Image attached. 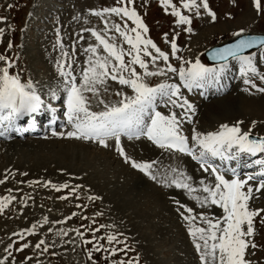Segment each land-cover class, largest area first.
Returning a JSON list of instances; mask_svg holds the SVG:
<instances>
[{"label": "rangeland", "instance_id": "374dc122", "mask_svg": "<svg viewBox=\"0 0 264 264\" xmlns=\"http://www.w3.org/2000/svg\"><path fill=\"white\" fill-rule=\"evenodd\" d=\"M173 3L181 8L183 14L192 16L191 33L184 31L186 25L176 23L177 18L171 14V6L165 11L160 0H135L134 3L148 26L146 36L163 51L170 52L168 41L175 37L182 52L180 55L184 54L187 59L200 56L207 63L205 52L234 39L233 33L241 28L245 29V33L264 34V12H257L254 0H208L209 7L217 14L215 20L203 9L200 15H196L184 9L180 0H173ZM9 4L13 6L8 7ZM110 6H115V0H0V17L5 18L0 20V28L4 29V36L0 39V55L13 61L11 72H18L21 79L25 75L41 85L45 101L54 103L46 98L47 89L59 79L56 61L61 57L62 48L70 53V59L76 61L74 67L78 74L79 69L86 66L88 57L85 49L89 44L97 43L90 32L82 29L95 28L99 31L105 27L104 20L93 15L90 10ZM110 20L121 23L120 18L115 15ZM129 27L132 25L129 24ZM176 33H179L178 37ZM81 35L83 40L79 39ZM108 35L115 36L117 43H120L118 33L112 31ZM9 43L11 47L8 46ZM198 44L203 45L201 50L197 49ZM123 46L129 47L126 43ZM172 62L178 63L174 57ZM262 63L263 61L260 62V70L264 71ZM3 66L4 62L0 61V67ZM160 66L163 67V64ZM136 67L138 71H142L138 65ZM237 68L234 67L225 76L234 83V88L232 86L224 95L235 99L231 104L227 101L224 107H211L209 104L220 97L210 98L207 92L201 94L198 89L191 92L186 90L189 101L196 106L193 123L184 127L186 135L193 127L204 132L198 127L204 123L214 124L215 122L211 123L213 120L211 121L209 115L217 117L215 113L218 112L222 118L216 120L217 123L224 120L222 123L231 125L238 118L237 121L244 122L242 126L245 131H251V135L260 138L264 137V93L256 89L246 91L247 86L240 79ZM233 71L238 77L236 73L233 75ZM150 79L159 82L163 77ZM107 84V96L113 101L118 99L113 95L115 91L130 92V89L120 86L118 82L109 80ZM257 84L261 82L257 80ZM211 92L213 95L216 89ZM244 95L257 100V112L243 110L244 104L239 100ZM58 105L60 107L62 104ZM209 109L215 112H209ZM63 111L64 108H61V113ZM61 121L63 124L57 131H67L64 126L66 117L61 115ZM253 121L256 122L254 126ZM66 138L62 137L60 140L46 133L42 136L15 139L13 142L0 139V180L8 177L4 183H0V197H16L0 212V259L6 255L4 250L7 245L14 244L13 249H9L12 255L5 264H93L87 255L92 245H84L76 230L84 232L85 237L90 239L92 233L87 228L97 227L99 224L114 225V230L122 232L128 238L127 243L133 251L128 252L126 259L139 254V264H201L192 237L188 233V222L177 211L179 205L176 201L193 208V214L196 215L205 210L201 209L193 196L202 193L197 191L189 194L184 189L166 187L131 168L114 149H105L94 142ZM122 142L133 158L158 161L157 166L161 172L170 167L185 170L193 178L194 187L199 185L201 179L206 182L211 180V176L202 174L187 158L181 157L177 164L167 162L169 157L165 154L166 150L148 146L150 144L147 141V145L145 139L141 142L140 139L127 141L123 138ZM70 143L73 147L71 150L76 153L73 159L65 153V146ZM258 155L261 154H255ZM256 160L255 158L254 161ZM250 167L255 168L247 166L239 170L241 178L247 175L245 172L248 169H252ZM226 175L231 176L228 173ZM34 181L38 183H32ZM47 181L56 185L67 183L69 187L57 191L51 185L45 186ZM258 182L255 179L249 183L255 189ZM76 186H79L77 192L70 195L71 189ZM64 196L67 198L60 199ZM89 196H99L101 199L90 201ZM249 206L253 209H264V189L259 193L253 192ZM97 212H102L103 215L96 216ZM72 213L77 215L73 216ZM206 214L220 216L222 209L213 206L206 210ZM45 217L47 222L44 221ZM93 220L97 224H93ZM195 223L203 226L199 219ZM34 224L36 228L31 234L25 231ZM254 227L253 239L258 247L254 250V255L246 258L253 264H264V223H261L260 217L255 218ZM50 228L52 231H49ZM105 231L101 229L96 235L102 236ZM61 232L67 235H62ZM14 233H22L23 240L19 235H13ZM41 240L45 243L38 249L35 245ZM23 243H27L29 247L16 251ZM45 248L47 251H44ZM248 252H253V249L249 248ZM105 258L110 264V261L120 259L121 254H93L97 264H105Z\"/></svg>", "mask_w": 264, "mask_h": 264}, {"label": "snow or ice", "instance_id": "6c2138e0", "mask_svg": "<svg viewBox=\"0 0 264 264\" xmlns=\"http://www.w3.org/2000/svg\"><path fill=\"white\" fill-rule=\"evenodd\" d=\"M180 2L189 12L200 15L203 9L213 20L216 19L208 0ZM134 3L135 0H115V6L90 10L93 15L104 20L105 27L99 31L95 28L82 29L90 32L97 43L89 44L85 49L88 57L86 66L80 68L78 74L74 67L76 61L70 59V53L62 48L61 57L56 61L59 79L48 86L47 95L50 100L62 101L63 116L66 117L64 126L69 130L57 131L53 128L52 136L94 142L105 149H114L131 168L139 170L157 183L184 189L189 194L199 191L202 194L193 196V199L205 211L194 215L193 208L180 204L179 200L176 203L179 205L177 211L180 216L188 222V233L192 237L201 264H253L246 257L254 255V250L258 247L253 239L254 220L260 217L261 223H264V209L250 208L249 201L253 198L254 191L259 193L264 189V159L256 161L261 166V172L256 176L247 174L244 178H241L236 167L216 166L215 159L232 162L242 159L243 154L264 153V137L253 139L250 131H244L240 127L241 121L232 125L221 124L216 131L200 132L193 127L186 135L184 127L193 123L196 106L184 95L182 89L191 92L211 86L219 88L225 76L234 67H238L239 77L247 86L245 90L256 89L264 93V71L260 70V62L264 61V34H245V29L241 28L233 33L236 37L234 42L207 51V57L213 62L209 65L202 62L200 56L187 59L180 55L175 37L168 41L170 52L161 50L146 36L148 26ZM160 3L165 6V11L171 6V14L177 18L176 23L187 26L184 31H193L190 26L191 15L183 14L173 0H160ZM254 5L258 13L264 12V0H254ZM113 15L119 17L121 23L111 21L110 17ZM3 19L5 18L0 17V20ZM129 22L134 26L129 27ZM112 31L119 34V44L115 36L108 35ZM3 35L4 29L0 28V37ZM178 36L179 33H176V37ZM165 38L167 40V33ZM79 39L83 40L84 37L81 35ZM124 43L129 47L125 48ZM8 46L11 47V43ZM101 46L104 54H101ZM254 48H258L259 52H246ZM172 57L178 63L174 64ZM0 61L4 62V66L0 67V136L12 130L20 131L22 118L30 117L35 120V114L44 109L51 114L50 125L55 124L59 118L57 109L50 101H45L44 92L38 85L30 78L22 80L18 72H11L13 61L10 58L0 55ZM161 63L163 67L160 66ZM137 65L142 71L137 70ZM157 77L163 79L159 82L150 79ZM109 80L118 82L120 86L130 89V92L117 90L113 95L118 99H109ZM257 80L261 84H257ZM161 106L167 108L168 112L159 110ZM255 123L252 122L253 126ZM141 137L169 153L190 156L198 161L202 171L213 179L207 182L201 179L199 185L194 187L193 178L187 175L185 170L170 167L161 172L157 166L158 161L133 158L125 150L122 140L127 138L133 141ZM226 173H231V178L226 176ZM7 178L5 176L4 180ZM257 178L259 182L254 189L249 182ZM4 180H0V183H4ZM48 185L57 191L69 187L67 183L56 185L51 181L46 182L45 186ZM77 187L79 186L73 187L69 194H75ZM15 199L14 196L0 197V212ZM88 199L93 201L101 197L89 196ZM213 206L222 209L220 216L206 214V210ZM182 208L184 211H181ZM95 215L102 216L103 213L97 212ZM197 219L203 226H197ZM44 221L47 222V217ZM92 223L97 224V221L93 220ZM35 228L34 224L25 231L31 234ZM114 228V225L105 224L88 227L87 231L92 233L90 239L85 237L84 232L76 230L84 245H92L87 251L89 259L93 264H97L93 259L94 253L103 252L108 256L120 253L121 258L110 261V264H139V254L126 259L128 252L133 249L127 243L128 238ZM101 229L106 230L104 235L97 236L96 233ZM109 229L113 230L108 231ZM61 234L67 235L64 232ZM13 235H19L21 240L24 238L22 233ZM44 243L41 240L35 247L39 249ZM13 247V243L7 245L4 250L6 255L0 259V264L8 261L12 255L9 249ZM28 247L27 243H23L15 250L22 251ZM249 248L253 249V252L249 253ZM44 251H47V248ZM105 264H109L107 258Z\"/></svg>", "mask_w": 264, "mask_h": 264}, {"label": "bare ground", "instance_id": "6f19581e", "mask_svg": "<svg viewBox=\"0 0 264 264\" xmlns=\"http://www.w3.org/2000/svg\"><path fill=\"white\" fill-rule=\"evenodd\" d=\"M188 13V12H187ZM217 15V14H216ZM129 24L130 25H132L131 24V22H129ZM132 26H134V25H132ZM203 33V32H202ZM218 33V32H217ZM216 33V34H217ZM207 34V33H206ZM220 34V33H219ZM219 34L218 35H215L216 37L217 36H219ZM4 36V35H3ZM3 36L2 37H0V39L1 38H3ZM197 45V44H196ZM162 47V46H161ZM190 47V46H189ZM101 48H102V46H101ZM203 48V45L202 44H198V50H201ZM196 49V48H195ZM102 50V49H101ZM100 50V51H101ZM254 51H259V50H254ZM181 52V51H180ZM179 52V53H180ZM251 52H253V51H251ZM101 53H103L102 51H101ZM182 53V52H181ZM250 53V52H249ZM184 55V54H183ZM201 58V57H200ZM174 61V60H173ZM176 62V61H175ZM203 62V61H202ZM207 64H212L211 62H207ZM262 64H264V61H263V63ZM237 70H238V68H237ZM10 71H12V69H10ZM23 72V71H22ZM235 73L236 72H234L233 71V75L235 76ZM34 76V75H33ZM236 76L238 77V75H237V73H236ZM27 78H29V77H26L25 75H23L22 76V80H26ZM56 78V77H55ZM54 79V78H53ZM40 82H42V81H40ZM230 81H228L226 78H224L223 79V81H222V83H221V85L219 86V88H217V86H211V87H209L208 89H205V92H207V95L208 96H210V98L212 97V96H217V97H220V98H218V99H216L215 101H213L212 103H210L209 105H211V107H224L225 106V103L227 102V101H229V103L231 104L233 101H235V99H233V97H231V96H224L226 93H228L231 89H232V86H233V84L234 83H229ZM38 87L39 88H41V85H38ZM216 89V92L213 94V95H211L210 93H212L211 92V90L212 89ZM233 88H234V86H233ZM182 91H183V93H185V95H186V90H183L182 89ZM234 94V93H233ZM235 95V94H234ZM255 96H257L258 94H254ZM47 96V95H46ZM221 96H224V97H221ZM233 96V95H232ZM245 96V95H244ZM242 97V99H240L239 101H242V103L244 104L243 105V107H244V109L243 110H245V109H247V110H251L252 112H257V109H255V107H258V106H255L256 104H257V100H255V99H251L252 97L251 96H248V95H246L245 97ZM46 98H49L50 99V97L49 96H47ZM237 100V99H236ZM51 101H53V100H51ZM55 101V103H57V104H62V101H57V100H54ZM223 103V104H222ZM229 104V105H230ZM53 106H56L55 104H52ZM228 105V106H229ZM59 106V105H58ZM60 109L61 108H63L62 107V105L59 107ZM163 108H165V107H163V106H161L160 107V109L159 110H161V111H163V112H165V113H167L168 112V109H166V110H164ZM94 110H95V107H94ZM210 111L209 112H215V111H213V110H211V109H209ZM215 114H217V117H212L211 115H209V118H211V123H214V124H212V125H207L206 123H204V124H202L201 125V127H198L199 129H201L202 131H204V132H208V131H216V130H218V128H219V126L221 125V124H224V123H222L224 120H221V122H216V120L218 121V119H220V118H222V117H219V113L218 112H216ZM50 115V113L47 111V109H44V110H42L40 113H36L35 114V116H36V119H38V118H42V117H47V116H49ZM215 116V115H214ZM36 119L35 120H33L32 118H30V117H24V118H22L21 119V121H20V124H21V129H24V132H25V130H28V127L30 126V128H32V127H34L35 125H36ZM237 119L238 118H236L235 119V122H233V123H231V125L232 124H234V123H236L237 122ZM210 123V124H211ZM243 123L244 122H242L241 124H240V127L243 125ZM60 124V122L58 123V125ZM199 124V123H198ZM57 125V126H58ZM245 125V124H244ZM30 128H29V130H30ZM243 130H244V127L242 126L241 127ZM66 130H69V128H66ZM46 131H48V130H46ZM185 131V130H184ZM245 131V130H244ZM26 133H29V131L28 132H26ZM43 133V132H42ZM250 133H251V131H250ZM15 134H16V131L15 130H12V131H10V132H8L7 133V137H0V139H2V138H7V140L5 141V142H13L15 139H18V137L17 136H15ZM41 134V133H40ZM50 134H52V133H50ZM185 134H186V131H185ZM29 134H26L25 136H28ZM34 135H37V134H34ZM58 138H60V140L62 139V137H58ZM68 138V137H67ZM66 138V139H67ZM65 139V138H64ZM127 139V138H126ZM140 139V141L141 142H143L144 141V139H145V142H146V144L149 142V144L150 145H148V146H150V147H153V148H155V149H159L155 144H153L151 141H149V140H147L145 137H141V138H139ZM3 140H5V139H3ZM58 141V140H57ZM127 141H129L128 139H127ZM133 141H135V140H133ZM148 141V142H147ZM62 142V141H61ZM78 142V141H77ZM64 143V142H63ZM69 144V143H68ZM78 144V143H77ZM64 147V146H63ZM73 147H72V145H71V143H70V145H68V146H65V153H67V155L71 158V159H73V158H75V156H76V153H75V151H72L71 149H72ZM77 149V148H76ZM82 149V148H81ZM75 153V154H74ZM165 154H166V156H168L169 158L167 159V162H169V163H172V164H177L178 163V161H179V159L181 158V157H184V158H187V159H189V161H191L192 163H193V165L195 166V168H197L202 174H205V175H207L208 177H210L209 176V174L208 173H204L203 171H202V169H201V167H200V164H199V162L198 161H196V160H193L190 156H187V155H185V154H180V153H175V154H173V153H169L168 151H165ZM257 154V153H256ZM254 158H255V154L254 155H251V154H243V157H242V159H239V160H236V161H234V164H236V168L238 169V170H240V169H243V168H245V167H247V166H252L253 165V162H254ZM256 158L259 160H261V159H264V153H262L261 154V156H256ZM4 159V158H3ZM220 164L221 165H223L222 166V168H227V165H230V164H232L231 162H228V161H223V162H221L220 161ZM262 170V169H261ZM261 170L259 171V172H261ZM259 172H255V170H253L252 171V173L250 172V173H246V174H258ZM230 174V173H229ZM227 176V175H226ZM229 178H231V176L229 177ZM213 179V177H211V180ZM8 210H10V209H8ZM8 212V211H7Z\"/></svg>", "mask_w": 264, "mask_h": 264}, {"label": "water", "instance_id": "95a60500", "mask_svg": "<svg viewBox=\"0 0 264 264\" xmlns=\"http://www.w3.org/2000/svg\"><path fill=\"white\" fill-rule=\"evenodd\" d=\"M247 34H254V33H247ZM257 35H260V34H257ZM235 39H236V38H235ZM235 39L230 40V41H228V42H226V43H224V44H221V45L215 46V47H213V48H216V47H222V46L225 45V44L232 43V42H234ZM213 48L209 49L208 51L212 50ZM256 49H258V48L249 49V50H246V52H250V51H252V50H256ZM206 53H207V52H206ZM206 56H207V55H206ZM207 58H208V57H207ZM208 59H209V58H208ZM209 61L212 62L210 59H209ZM251 137H252L253 139L258 138V137H256V136H251Z\"/></svg>", "mask_w": 264, "mask_h": 264}]
</instances>
